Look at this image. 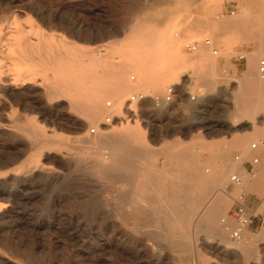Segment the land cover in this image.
Wrapping results in <instances>:
<instances>
[{
    "label": "rangeland",
    "instance_id": "obj_1",
    "mask_svg": "<svg viewBox=\"0 0 264 264\" xmlns=\"http://www.w3.org/2000/svg\"><path fill=\"white\" fill-rule=\"evenodd\" d=\"M262 3L264 4V0H0L1 28L13 26L11 21L14 14L15 18L19 16L16 18L20 21L19 24L29 29L30 21L26 19L28 15L50 33H61L66 42L70 41L80 49H92L88 45L96 41V46L92 49L96 56L104 52L112 63L122 62L126 66L130 63L127 76L130 82L133 81V85L136 80H141L137 71L142 70L139 66L142 57L138 61L128 55L131 50L129 33L136 23L144 19L150 20L145 30L152 28L158 33L166 28L165 34L179 41L180 50L188 59L181 60L182 67L178 70L177 77L170 81H153L145 85L141 80L144 85L140 86V81L136 83V87L122 99L118 112L120 114L117 115H123L124 103L134 92L153 96L161 93L173 81L181 87L187 73H191L196 80L191 89L196 95L194 101L186 100L178 105L164 104L159 107L151 98L138 102L141 114L132 119H139L146 131L148 143L157 145L156 150L159 152L154 157L152 167L133 166L123 169L108 150L87 152L88 162L97 159L109 172L107 177L96 172L92 175L94 171L75 164L76 150L60 146L59 149L45 152L44 158L47 160L41 159L36 168L25 172L26 164H33L31 159L36 146L34 140L18 129L0 132V171L14 169V174L0 176V204L7 203L0 219V264H264V242L258 243L255 250L250 249L247 253L234 250L232 245L220 244L213 236L214 231L200 230L201 226L207 227L208 223L196 221L199 215L194 214V205L190 202L194 193L191 175L194 157L206 172L220 173L225 168L222 153L229 152L228 162L236 161L235 156L239 152L236 148L232 149L233 140L255 127L247 122H239L236 108L241 96L259 95V88L256 87L248 88L252 92L249 95L240 93L239 80L250 65L256 77L264 80L257 72V62L264 56H256L252 63L248 59V50H257L260 40L264 41ZM236 17L246 18H238L234 27H219L217 21H235ZM260 18H263L262 22ZM122 36L126 38L125 42ZM206 38L211 40V46L204 44ZM157 40L158 38L156 42ZM197 43L198 48L192 49L191 46ZM171 44L173 43H165L163 49ZM136 46L149 48L150 45L139 43ZM9 47L12 51L17 48L14 43ZM143 47L138 50H146ZM214 49L217 50L216 53ZM198 52H203V55L196 57ZM165 53L154 59L156 65L174 59L170 49ZM246 53L247 61L238 59L240 54ZM12 55L17 56V53ZM13 67L20 69V72ZM21 67L23 68L22 63L14 62L12 72L16 75L23 73L24 68L21 70ZM49 73L50 76L53 74ZM184 89L183 87L182 90ZM15 92L12 106L19 123H25L29 115L37 114L47 128L63 133L75 146L81 144L78 139L71 138V135L77 133L79 114L65 100L58 101L47 93L42 94L32 85L17 88ZM136 104H132V107ZM24 105L30 109L27 107L23 110ZM108 115L111 116L105 114L104 120ZM115 130L117 131L113 128V133L116 134ZM194 141H201L204 147L195 150ZM133 142L137 144L136 140ZM243 147L246 148L247 156L241 160L251 161L256 150L250 153L252 149L249 143L246 147L245 144L242 145ZM167 151L186 152L187 157H192H189L191 160L187 158L185 166L181 163L171 165L166 163L167 159L164 157ZM160 161H163L162 165ZM41 163H45L48 169L39 168ZM240 171V174H228V208L222 217V222L228 221V236L234 222L227 212L242 191L229 180L231 175H241L244 172L241 176L247 186L243 188L249 195L247 200L255 199L257 202V198L264 196V166L261 161L253 166V171L249 174L243 166ZM183 173L188 175L185 179ZM255 182H258L257 186L251 187ZM180 187H185L187 192ZM170 194L172 198L168 196ZM182 194L189 198H181ZM170 206L183 207L187 214L178 216L174 213H159V209L168 210ZM183 217L186 222L174 220ZM181 226L186 230H167ZM263 229L254 232L246 230L237 243L243 241L248 231L254 234L264 231ZM184 233L190 236L191 244L186 251L174 247L168 241L170 239L166 238ZM230 239L236 241L231 237Z\"/></svg>",
    "mask_w": 264,
    "mask_h": 264
},
{
    "label": "bare ground",
    "instance_id": "obj_2",
    "mask_svg": "<svg viewBox=\"0 0 264 264\" xmlns=\"http://www.w3.org/2000/svg\"><path fill=\"white\" fill-rule=\"evenodd\" d=\"M16 18L13 14V20L11 21L13 26L9 25L8 28L5 29V28H1L0 25V132L3 131L12 132L13 130L18 129L19 131L23 132L27 137L34 140L36 146H35V153L33 154V157L31 159V163L33 164H26L25 172H30L34 168H36V166L39 165L38 163L40 162V160L45 159L44 158L45 152L47 153L55 149H59L60 146L69 148L70 150H76L75 152L77 154L76 156H74L75 164L81 165L82 167L89 168L90 170L94 171L92 175H95L94 173L96 172L104 177H107L109 175V172H108V168L97 159L88 162L87 159L88 157L86 156L87 152L99 153L102 150H108L113 154V158H116L118 160V163L123 169L133 166H136L137 168L139 167L148 168L147 166L152 167L154 165V157L159 152L156 150L157 145L154 146L148 143L146 131L144 127L140 124L139 119L129 120L130 122L128 121L118 122L117 120H115V122L111 123L110 125H104V126H102L101 123L106 122V118L104 120L105 114L106 115L111 114V116H115V117L122 116V115H117L120 114L118 112H120L121 109L122 99L129 91H132L136 87L139 81L140 82L141 80L144 81V84L145 83L148 84L153 81L154 82L156 81L157 83H163L164 80L166 79L167 81H170V79L177 77L176 75H178V70L182 67L181 60L188 59V56L180 50L179 41L172 39L171 35H166L165 34L166 28L160 30L158 33L157 31H155V29L152 28L149 30H145V28L147 27L146 24L149 23L150 21L148 19H144L136 23L135 27H133L134 29L129 33L128 42L131 47V50L128 52V55L135 57L136 59H138V61L140 57H142V61H139V66L142 68V70L141 72L140 70L137 71V73H139L140 75L141 80L139 81L136 80V82L134 81L135 84L136 83L137 84L133 85L132 84L133 81L130 82L127 76V72L130 70L131 67L130 63L128 66L122 64V62L112 63L108 61L107 53L104 52L103 54L99 53V55L96 56V54L92 51V49L95 48L96 46V41L95 42L92 41V43L90 44L88 43L89 45L87 44L92 49H87V50L80 49L75 44L69 43L70 41L66 42L61 33L58 32L50 33L51 31L44 29L39 24V22H37L36 19L32 18L31 16L27 15L26 17V19L27 20L29 19L30 21L29 24L30 26L28 25L29 29H26L24 26L20 25L19 24L20 21H17ZM30 18L32 19L30 20ZM238 18L235 21H233L232 19L231 20L221 19L217 22L220 28H228L238 23L239 21ZM243 18L244 17H242L241 19ZM247 18L249 17L247 16ZM244 32L246 33V31ZM122 37L121 38L124 39L123 42H125L126 38L124 36ZM156 38H158L157 42H156ZM171 42L173 43L171 44V46H168L163 49V45L165 43L168 44ZM13 43L16 44L17 46L16 49L13 48L14 51H12V49L9 47V45L12 46ZM139 43H142V45L149 43L150 46L149 48L147 47L145 48L141 46L146 50L144 49L138 50L141 47L140 48L137 47L136 44L139 46ZM193 45H196L194 49H197L199 43ZM258 45H260V47L257 50L251 52L248 51L249 52L248 59L251 63L256 56L258 55L264 56V41L260 40V43ZM113 48L112 51L115 49ZM169 49L172 51V53L170 54L173 55L174 59L167 60V62H165L162 65H156L154 59L164 56L166 54L165 51H167L168 53ZM123 50L125 49L123 48ZM128 50L129 49L127 47V51ZM14 52L17 53V56L12 55V53L14 54ZM202 53L198 52L196 57L198 56L200 57L201 55H203ZM244 55L246 56V54ZM16 61L22 63V66L24 68V72L18 75L12 72L13 69H17L14 67L12 69V65ZM23 68L21 70H23ZM17 70H19L20 72V69ZM49 72L53 73L52 74L53 76L51 75L52 77L50 76ZM181 75L182 74L180 73L179 76ZM258 75L264 78V76H261L259 73ZM132 78H134V76ZM192 79H193V83H191L189 87L190 89H192L193 86L196 84L195 83L196 80L194 78ZM186 80L187 78L184 80L181 87L179 86L178 83L177 87H180L181 89L184 87L186 89L187 88L185 84ZM176 83H177L176 81H173L172 84L176 85ZM144 84H142L141 82L139 86ZM29 85H32L33 88L37 87V89H39V91H41L42 94L47 93L49 97L55 98L58 101L65 100L69 104V107L74 109L79 114L78 118L80 121H79V127L76 131L77 133L71 135L72 136L71 138L78 139L81 142L80 145L75 146L74 144L70 143L68 141V137H65L64 135H62L63 133L59 131L55 132L54 128H47L38 119L37 114L29 115L30 117L28 119L24 118L25 120H27V122L19 123L18 120L19 118H16L15 116L16 114L14 115V111L16 110H14L12 106V102H14L12 98H14V96L16 95L15 90L17 88H22L24 86H27L28 88ZM239 87L241 89L240 93L244 95H249L250 93H252L248 89L250 87H256L257 89L259 88V91L257 92L259 93V95L255 97L253 96L242 97L240 95L241 97L240 96L239 97L241 99L240 98L239 99L241 101L239 100L240 104H238L236 108L239 112L237 116L239 118L238 120H240L239 122H247L255 127L249 133L244 135L242 134V136L239 135L235 137L234 140L232 139L234 141L232 142L233 143L232 145L234 147L232 149L236 148L239 154L235 156L236 161L230 160L231 162H228L227 157L229 152L224 151L222 153V156L225 160L224 161L225 168L220 173H216L215 171L206 172V170H204L203 168L204 166L198 164L197 159L193 156L194 157L193 174L191 175L193 179L192 181H193V190H194L192 191L194 193H192L193 195L190 197V202L194 205V214L199 215L196 221L197 222L206 221L208 223L207 227L201 226L200 230H204V229L212 230L215 232V235L213 236H215L218 239L220 244L225 246L232 245V248L234 250H239L241 252L247 253L250 252V249H254V247L258 243L264 242V231L254 234L249 233L248 231L243 241L237 243V240L242 237L243 233L246 230L242 232L240 238L234 239L236 241H232L230 239L231 236H228V233L226 231V226L228 225V221L222 222V217L223 215H225L224 213L228 208L227 205H228L229 194L226 191V188L228 186V176H229L228 174L235 172L240 174L241 172L240 170L242 168L241 158L247 156L246 148L244 147L242 148V145L245 144L246 147V145H248L249 143L251 149H254L257 146L258 152H260L259 154L260 156L259 155L258 156L260 157L262 161V165L264 166V154L261 153V150H264V144L262 143V140L264 139V95H263L264 90H260L264 88V80L256 77V75L254 74V70L250 65V68H248L246 74L243 76V78H241V80H239ZM138 93L134 92V94L136 95ZM22 95L24 94L22 93ZM108 102H110V105H107ZM27 107H28L27 105H24L22 108L23 110H25ZM27 109H30V107H28ZM91 127H95L97 131L95 133H91L90 132ZM113 128L117 129V131L115 130L117 132L116 134L113 133ZM47 130H49V132ZM252 139H254V141H252ZM134 140H136L137 144L133 142ZM200 142L196 143L194 141V143H196L195 146H193L195 150L204 147L203 143ZM254 145L255 147L253 148ZM185 153L186 152L178 153L176 151L173 152L167 151L166 156H164L167 159L166 163L171 165L181 163L183 166H185L186 165L185 162L187 161V158H189L190 156L192 157V155L187 157V154ZM254 158L258 159V157H253L252 161ZM189 159L191 160V158ZM39 168H41L42 170H46L48 169V166L45 163H41ZM13 170H14L13 168H9L4 171H0V176H8L10 174H14ZM243 173L244 172H242L241 175ZM126 174L129 173L126 172ZM183 174L182 176H184L185 179L186 175L185 173ZM169 175L172 174L170 173ZM233 175H238V174H233ZM233 175H231L229 179L232 183H234L232 181ZM241 175L238 176L242 179V183L241 184L234 183V184H236L237 186L240 187V189L243 190L242 186L244 183V179ZM166 178L167 177H165V179ZM170 179L171 177L168 178V180ZM182 189H185L184 191H186L185 187ZM218 189L219 191H217ZM188 193L190 194V191ZM168 196H171V194ZM181 198L187 200L189 197L186 194H182ZM6 205L7 203L0 204V219L5 212L4 210ZM173 208L172 206H170V209L168 210L159 209V213L160 212L171 213L172 215L174 213L178 216L187 214L186 209H183V207L178 208L176 206L174 209ZM174 220H177L180 223L186 222V219L184 217ZM168 229L182 230V231L186 230L184 226L167 228V230ZM189 237L190 236L185 233L166 236L167 239H170L168 241L171 244H173L174 247L181 248L185 251L188 250L191 245Z\"/></svg>",
    "mask_w": 264,
    "mask_h": 264
},
{
    "label": "built area",
    "instance_id": "obj_3",
    "mask_svg": "<svg viewBox=\"0 0 264 264\" xmlns=\"http://www.w3.org/2000/svg\"><path fill=\"white\" fill-rule=\"evenodd\" d=\"M204 44L206 46H211V40L206 38L204 40ZM196 45H192L191 48L194 49ZM214 53L217 52L216 49L213 50ZM245 55L240 54V60H245ZM257 70L261 76H264V57H261L257 62ZM186 89L182 90L176 84H170L166 86V88L159 94L156 95H146L142 92L131 95L130 98L126 100L124 103V113L122 116H107L106 122L101 123L102 126L110 125L111 123L117 120L118 122L130 120L134 117L140 116L141 109L140 104L137 102H141L146 98H151L154 104L159 107L164 104L167 105H178L183 103L184 101H194L196 99V95L192 93L191 89L189 88L191 83H193V79L191 73H187L186 75ZM136 102V103H134ZM132 104H136L135 107H132ZM107 105H110L108 102ZM139 105V106H138ZM97 130L95 127H91L90 132L95 133ZM255 145L253 146V148ZM251 162V161H250ZM258 163V159L254 158L251 162V165L254 166ZM253 169H250L248 172L251 173ZM232 181L236 184H241L242 179L238 175L232 176ZM248 194L242 190L237 198L234 199L231 207L228 210L229 217L233 220L234 226L230 230V236L233 239L240 238L241 234L245 230L249 231H256L264 228V196L257 199V202L253 206H249L246 202Z\"/></svg>",
    "mask_w": 264,
    "mask_h": 264
},
{
    "label": "crops",
    "instance_id": "obj_4",
    "mask_svg": "<svg viewBox=\"0 0 264 264\" xmlns=\"http://www.w3.org/2000/svg\"><path fill=\"white\" fill-rule=\"evenodd\" d=\"M249 52H251V51H253V50H248ZM248 52V53H249ZM246 56H247V53H246ZM245 56V57H246ZM245 61H247V59L245 58ZM262 143L264 144V140H262ZM257 148V149H256ZM256 148H254V149H252L251 151H250V153L251 152H253V150H256V153H254V157H258V163H259V161H261V159H260V152H258V147L256 146ZM261 153L262 154H264V150H261ZM259 155V156H258ZM251 162H252V160H251ZM251 162L250 161H243V160H241V164H242V166H243V168H244V170H245V172L247 173V174H249V172H248V170H250V169H253V166L251 165ZM257 163V164H258ZM261 163H262V161H261ZM251 179H249V181H250ZM257 184H258V182H255V183H253L252 184V186L251 187H256L257 186ZM247 186H245V184L243 183V186H242V188H246ZM244 190V189H243ZM249 196V195H248ZM258 199V198H257ZM247 202V204L249 205V206H253L255 203H256V201H255V199L254 200H247L246 201Z\"/></svg>",
    "mask_w": 264,
    "mask_h": 264
}]
</instances>
